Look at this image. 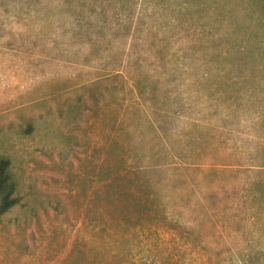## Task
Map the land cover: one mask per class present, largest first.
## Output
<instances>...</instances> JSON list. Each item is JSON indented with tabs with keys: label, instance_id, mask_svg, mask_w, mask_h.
<instances>
[{
	"label": "rangeland",
	"instance_id": "rangeland-1",
	"mask_svg": "<svg viewBox=\"0 0 264 264\" xmlns=\"http://www.w3.org/2000/svg\"><path fill=\"white\" fill-rule=\"evenodd\" d=\"M247 1L0 0V156L20 196L0 264H264V117L194 76L187 31L208 7L243 22Z\"/></svg>",
	"mask_w": 264,
	"mask_h": 264
},
{
	"label": "trees",
	"instance_id": "trees-1",
	"mask_svg": "<svg viewBox=\"0 0 264 264\" xmlns=\"http://www.w3.org/2000/svg\"><path fill=\"white\" fill-rule=\"evenodd\" d=\"M128 10L131 11L130 14ZM205 10L215 14L207 18L190 19L187 22L189 27L187 31L190 35L188 44L191 48L196 46L199 48L204 68L194 76L215 87L218 95L233 94L235 101L250 102L251 107L255 109L256 117L263 118L264 97L258 102L255 98L261 93L260 88L264 87V36L252 31V28L264 31V0L246 2L242 9L247 14L243 22L238 18V12L227 5L208 7ZM119 11L127 12L128 19L132 21L134 13L132 9L122 5ZM244 23H247V26H242ZM139 28L138 23L136 31ZM251 42L255 45L252 46ZM133 88L135 95L144 100L145 92L141 82L135 81ZM87 94L91 101L88 109L93 115H97L103 92L98 85L93 84L88 87ZM66 109L68 113L76 115L79 108L68 103ZM28 127L30 128V124ZM262 142L264 146V138ZM255 168L258 175L264 176V165ZM251 185L254 200L263 201L264 178L259 177ZM108 186L112 187V184L109 183ZM19 201L18 184L11 170V161L8 157L0 156V218L19 204ZM135 203L142 206L148 204L147 201L141 200H136ZM80 211L91 222L97 223L102 220V212L96 207Z\"/></svg>",
	"mask_w": 264,
	"mask_h": 264
}]
</instances>
